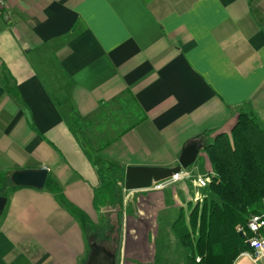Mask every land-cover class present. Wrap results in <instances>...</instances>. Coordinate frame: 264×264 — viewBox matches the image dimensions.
<instances>
[{
	"label": "crops",
	"instance_id": "1",
	"mask_svg": "<svg viewBox=\"0 0 264 264\" xmlns=\"http://www.w3.org/2000/svg\"><path fill=\"white\" fill-rule=\"evenodd\" d=\"M4 11L0 264H86L94 244L116 256L120 233L122 264H188L174 222L212 197L208 186L189 178L127 192L124 172L177 166L203 132L229 133L240 109L264 128V0H5ZM126 92L144 118L118 119L110 103ZM91 127L102 132L96 145L83 132ZM40 167L42 189L11 183L14 171ZM185 169L212 175L203 151ZM111 179L118 202L104 193L93 219L112 228L88 243L78 215ZM242 252L232 264H264Z\"/></svg>",
	"mask_w": 264,
	"mask_h": 264
},
{
	"label": "trees",
	"instance_id": "2",
	"mask_svg": "<svg viewBox=\"0 0 264 264\" xmlns=\"http://www.w3.org/2000/svg\"><path fill=\"white\" fill-rule=\"evenodd\" d=\"M127 93L126 101L125 95L110 104L118 106L117 113L123 116L118 119L136 122L144 115L137 113L136 100ZM212 134L206 131L196 139L211 164L212 197L194 205L188 217L181 216L173 227L190 252L188 264H232L247 249L237 226L245 225L254 213L264 214V128L252 113L240 109L229 133Z\"/></svg>",
	"mask_w": 264,
	"mask_h": 264
},
{
	"label": "water",
	"instance_id": "3",
	"mask_svg": "<svg viewBox=\"0 0 264 264\" xmlns=\"http://www.w3.org/2000/svg\"><path fill=\"white\" fill-rule=\"evenodd\" d=\"M201 144L190 143L183 148L178 159V165L170 168L155 167H132L125 169L123 184L126 190H140L150 186L152 181H158L179 172L181 168H187L194 163ZM47 177V170L44 167L35 169H22L11 174L10 181L14 186L31 187L42 189ZM6 203V197L0 196V214ZM239 235L243 237L240 232ZM248 245V244H247ZM86 264H116V256L108 251L105 246L94 244L88 255Z\"/></svg>",
	"mask_w": 264,
	"mask_h": 264
},
{
	"label": "built area",
	"instance_id": "4",
	"mask_svg": "<svg viewBox=\"0 0 264 264\" xmlns=\"http://www.w3.org/2000/svg\"><path fill=\"white\" fill-rule=\"evenodd\" d=\"M5 0H0V14L6 17ZM211 174L203 175H193L190 171L185 168H181L179 172L172 174L171 176L158 180L152 181L150 186L140 190L144 191H162L177 182L184 179L192 178L195 185L199 188H204L208 186L211 181ZM126 190V189H125ZM127 192H133L137 190H126ZM201 199L199 194H195L194 200L198 201ZM238 232H241L245 238V243L247 245V250L242 252V255L248 257L252 262L258 263L262 257H264V235L262 234L264 230V214L254 213L250 215L243 226H238L236 228ZM199 261V257L196 258Z\"/></svg>",
	"mask_w": 264,
	"mask_h": 264
},
{
	"label": "rangeland",
	"instance_id": "5",
	"mask_svg": "<svg viewBox=\"0 0 264 264\" xmlns=\"http://www.w3.org/2000/svg\"><path fill=\"white\" fill-rule=\"evenodd\" d=\"M95 121V120H92ZM85 137L87 139V141H89L92 145H96L99 143L100 141V136L101 133L96 131V128L91 127V128H87V130L85 129L84 131ZM202 153V150H200L196 161L193 163L195 164L199 159H200V154ZM193 164L189 167H192ZM106 184L110 185L109 191L108 192H100L98 194V197L96 199L95 197V204H94V210L92 211V213L89 212V210H87L85 217L83 215H78L79 216V220H80V224L84 229V233H85V237L86 240H88V243L90 242H96L97 241H107L106 240V235L107 233L111 230L112 227H110L109 221L106 222L105 219H103L102 217L100 218L99 215H97L98 220L96 221V219H93V215L98 214L97 210H98V206L100 205H96V200L97 203L100 204L103 200L105 201L106 196L105 194L110 195L108 197L107 200H110L111 202H114L115 204L118 202V199H116V194H118L119 189L116 186L115 180L111 179L108 182L105 181ZM96 193V192H95ZM105 193V194H104ZM97 207V209H96ZM85 218H90V222L85 221ZM119 223V221H118ZM112 235V234H111ZM114 235V234H113ZM118 237L116 238V245H115V252H116V264H122L121 263V255H122V235L121 233L119 235H117Z\"/></svg>",
	"mask_w": 264,
	"mask_h": 264
}]
</instances>
